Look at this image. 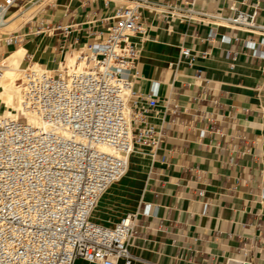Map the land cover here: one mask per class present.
<instances>
[{"label":"crops","instance_id":"1","mask_svg":"<svg viewBox=\"0 0 264 264\" xmlns=\"http://www.w3.org/2000/svg\"><path fill=\"white\" fill-rule=\"evenodd\" d=\"M149 1L185 6V0ZM125 2L56 0L10 29H19L22 41L0 44V59L23 48L22 61L55 71L104 40L109 17ZM195 8L221 16L255 12L264 25V0H201ZM162 10L142 8L144 39L131 38L139 49L133 89L158 85L147 121L163 127L162 138L154 153L142 147L131 156V192L109 205L117 202L119 209L103 224L137 213L132 264H226L228 258L264 264V73L262 60L242 45L260 36ZM40 18L52 30L35 32ZM211 28L215 36L208 39ZM184 47L195 56L192 63L181 56ZM172 105L176 113L166 110ZM73 264L93 263L78 258Z\"/></svg>","mask_w":264,"mask_h":264},{"label":"built area","instance_id":"2","mask_svg":"<svg viewBox=\"0 0 264 264\" xmlns=\"http://www.w3.org/2000/svg\"><path fill=\"white\" fill-rule=\"evenodd\" d=\"M55 1L0 0V44L22 41L19 29L3 30L13 14L45 2L38 14ZM199 1L185 0L179 7L126 0L109 17L107 37L75 54L71 66L52 71L28 62L22 69L16 79L21 108L37 122H29L22 111L13 117L12 108L0 112V264H73L78 258L132 264L129 247L137 213L127 212L112 225L90 219V213L101 192L125 172L127 154L142 147L154 153L162 138L163 127L147 121L158 85L152 83L147 92L133 89L139 49L131 38L142 41L146 32L141 9L162 8L163 16L177 14L185 21L259 35L258 42L242 45L262 60L264 73V25L255 21V12L214 15L196 9ZM50 30L45 20L37 21L35 32ZM214 36L211 28L207 38ZM220 40L230 43L231 38ZM181 56L189 63L195 59L185 47ZM2 75L0 67V81ZM166 110L176 113L177 105ZM203 173L197 171L196 178Z\"/></svg>","mask_w":264,"mask_h":264},{"label":"bare ground","instance_id":"3","mask_svg":"<svg viewBox=\"0 0 264 264\" xmlns=\"http://www.w3.org/2000/svg\"><path fill=\"white\" fill-rule=\"evenodd\" d=\"M44 3L45 2L41 3L38 6L36 4H32L29 7L19 10L9 18L8 23L5 25L3 30L8 31L12 29V27L20 25L25 20L30 19ZM23 53V48H18L13 50L10 55L0 59V67L3 71L2 80L0 81V100L5 102V107L8 106L7 108L13 109L11 112L13 117L18 116L20 111H22L23 114L28 118L29 122L36 123L37 118L32 114L24 112L21 108V94L18 84H16V79L24 68H21ZM73 59L74 55L72 57H67L63 63L65 65L61 64V67L67 65L71 66ZM15 110H17V113L15 112ZM5 113H7V111ZM133 154L134 151H130L126 156L128 165V169L126 170V172H124L116 181L109 184L98 196L96 203L92 208V212L90 213V219L101 221L100 223L103 224L105 221L112 220L108 218L109 216L113 215L114 217L113 212H109L108 214L105 213L106 206L116 195L121 196L124 193V183L129 182L132 179L131 177H133V173L129 171L130 169H133V165L131 162V156ZM95 211L99 212L102 217L100 215L95 216L93 214ZM229 264H241V262L239 260L230 259Z\"/></svg>","mask_w":264,"mask_h":264},{"label":"rangeland","instance_id":"4","mask_svg":"<svg viewBox=\"0 0 264 264\" xmlns=\"http://www.w3.org/2000/svg\"><path fill=\"white\" fill-rule=\"evenodd\" d=\"M14 9V7H11L9 10H8V13H10L12 10ZM7 55V54H6ZM6 55H4V56H6ZM19 65H20V63H19ZM27 65V62H24V61H22V63H21V68H23V67H25ZM67 65V64H66ZM68 66V65H67ZM16 84H17V81H16ZM1 90V89H0ZM5 105V102L4 101H1L0 100V112H8L9 110L8 109H10V108H8V109H6L7 107H5L4 106ZM13 116V115H12ZM135 153V152H134ZM128 169V165H127V167H126V170ZM126 170H125V172H126ZM133 173V172H132ZM134 174V173H133ZM130 181L129 182H126V183H124V193L122 194V195H126V197H127V199H128V196H129V194H130V192H131V190L129 189V187H130ZM127 188V189H126ZM121 195V196H122ZM120 195H116L113 199H112V201L110 202V203H108V205L106 206V210H105V213L106 214H108L109 212H111L110 210H116L117 211V209H119V208H117V205H118V203L117 202H114L113 203V205L110 207V210H109V205L114 201V200H116V199H118V198H120L121 197ZM108 209V210H107ZM108 211V212H107ZM92 212V211H91ZM95 216H98V215H100L99 214V212H94L93 213ZM101 217H102V215H100Z\"/></svg>","mask_w":264,"mask_h":264}]
</instances>
